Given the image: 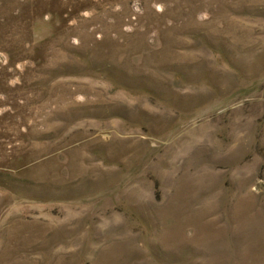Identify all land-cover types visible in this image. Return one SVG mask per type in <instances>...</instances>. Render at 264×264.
<instances>
[{"label":"rangeland","instance_id":"obj_1","mask_svg":"<svg viewBox=\"0 0 264 264\" xmlns=\"http://www.w3.org/2000/svg\"><path fill=\"white\" fill-rule=\"evenodd\" d=\"M0 264H264V0H0Z\"/></svg>","mask_w":264,"mask_h":264}]
</instances>
